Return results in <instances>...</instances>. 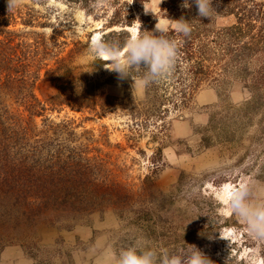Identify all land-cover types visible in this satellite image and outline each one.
Listing matches in <instances>:
<instances>
[{
	"label": "rangeland",
	"instance_id": "374dc122",
	"mask_svg": "<svg viewBox=\"0 0 264 264\" xmlns=\"http://www.w3.org/2000/svg\"><path fill=\"white\" fill-rule=\"evenodd\" d=\"M163 1L144 0L135 7L131 0L85 5L22 0L7 12L6 0H0V120L6 127L0 134V162L4 157L16 161L24 167L21 178L34 174L50 191L56 186L47 181L49 174L33 170L30 160L80 155L84 172L76 177L84 183L79 195L91 197L89 189L96 184L108 187L111 197L81 201L87 211L64 220L70 221L67 226L24 225L0 244V264H108L129 247L182 254L188 245L213 264H264V242L252 239L228 207L233 189L264 186V53L243 51L235 61L220 56L224 69L212 66L211 75L177 108L139 88L137 70L120 78L105 68L109 61L98 59L94 65L84 59L96 35L124 45L145 9L144 25H149L144 31L154 32L156 23L174 27V6L164 7ZM178 1L181 6L183 0ZM233 1L251 9L250 31L263 36L264 0ZM116 8L132 14L129 24L106 26ZM213 20L215 27L233 22L234 16L217 13ZM58 58L66 77L55 79L48 70ZM4 72L11 74L6 81ZM70 81L75 91L68 95ZM157 90L167 91L163 86ZM54 93L59 95L52 102ZM66 96L92 103L76 107L61 99ZM119 97L126 101L120 103ZM158 145L161 152L152 157Z\"/></svg>",
	"mask_w": 264,
	"mask_h": 264
},
{
	"label": "trees",
	"instance_id": "16d2710c",
	"mask_svg": "<svg viewBox=\"0 0 264 264\" xmlns=\"http://www.w3.org/2000/svg\"><path fill=\"white\" fill-rule=\"evenodd\" d=\"M81 5H85L89 0H76ZM132 4L136 7L144 0H131ZM217 0L215 10L212 11L208 18L199 17L195 4L188 9L178 6V0H164L165 6H174L170 16L174 20L183 17L188 20L191 25L190 33L185 36L177 33L174 27H168L165 33L166 38L177 43L178 55L176 57L172 71L165 77L156 82L151 83L145 89L152 90L153 94L159 98H165L166 101L171 103L173 108L183 105L190 94L199 86V84L211 75L212 66L221 70L223 66H219L218 58L226 54L228 61L231 59L236 60L244 52L245 55L254 53L256 50L264 53V35L260 36L258 30L251 32L252 28V11L250 8L244 9L239 3L233 0ZM191 3V2H190ZM120 10L113 9L107 18L106 26L118 23L119 25L129 24L132 14H121ZM130 12V11H129ZM215 14H233L234 21L229 24L220 26H212L214 23L213 17ZM217 12V13H216ZM131 13V12H130ZM140 14V13H139ZM142 19L141 29L139 26L136 32L144 31L149 23L147 21L148 13L139 15ZM143 23V26H142ZM260 28V27H259ZM110 34L115 30H109ZM116 34H120L121 30H117ZM263 34V33H262ZM247 36V40L243 36ZM258 39H261L258 42ZM59 59V58H58ZM60 61V59L58 60ZM61 61L55 67L50 68L48 71L55 72V79L59 76L66 77L65 68L59 66ZM63 64V62H62ZM244 68L239 65V69ZM2 80L10 78L8 72H4ZM59 75V76H58ZM143 75V72H140ZM212 77V76H211ZM6 81V80H4ZM69 80H67L68 82ZM163 86L167 91L159 92L158 87ZM65 86L61 87L62 90ZM68 95H71L75 89L73 84L69 83L66 86ZM63 93H65L63 91ZM62 93V94H63ZM167 93V94H166ZM163 94L162 97L160 95ZM58 93L50 96V101L54 102V98L58 97ZM70 101L68 96L61 98L66 103L74 102L76 107L87 106L92 103L89 100ZM105 100L108 99L104 95ZM120 103L126 101L124 97L117 98ZM163 100V99H162ZM1 101V100H0ZM37 102L36 100H33ZM109 106H113L109 103ZM124 108L123 104L119 105ZM0 108H3V102H0ZM130 108V107H129ZM165 108V107H164ZM154 110V109H153ZM166 110V108H165ZM145 116V115H144ZM6 127L3 120H0V134L5 135ZM4 146V145H3ZM0 147V149L3 148ZM161 145L156 147L152 157H157L161 152ZM4 155V154H3ZM5 160L0 162V244L7 241L8 237L18 235L24 225L29 227L35 226L37 223L45 222L49 225L58 223L60 226H67L70 222L62 223L64 220L75 219L87 209L81 201H87L94 196H98L97 202L103 199H111L109 195V188L101 187L94 184L89 189L91 197H84L79 195V185L84 183L83 178L76 177V174H83L84 169L80 168V155L72 160H30V166L40 168L42 173H48L50 184L56 186V189L46 191L47 182L39 180L37 176L27 175L23 178L20 177V169L23 166L16 164V161ZM38 162L39 165L36 163ZM16 170V174L13 171ZM60 171H63L59 174ZM33 193V195H31ZM39 194L38 200L36 198ZM34 196V197H32ZM119 194H116L117 198ZM31 197V198H30ZM105 197V198H104ZM84 203V202H83ZM92 203H88L90 206Z\"/></svg>",
	"mask_w": 264,
	"mask_h": 264
},
{
	"label": "clouds",
	"instance_id": "9594fccd",
	"mask_svg": "<svg viewBox=\"0 0 264 264\" xmlns=\"http://www.w3.org/2000/svg\"><path fill=\"white\" fill-rule=\"evenodd\" d=\"M21 2L22 0H6L7 12L15 10ZM161 2L162 0L159 4ZM192 4H195L199 17L208 18L215 10L213 0H191V3L183 0L181 6L188 9ZM148 11L145 9L146 13ZM136 21L141 29L139 20ZM171 21L177 33L185 36L190 33L191 25L188 20L181 17ZM167 31L166 24L156 23L154 32H133L124 45L119 41H108L102 36H96L91 40L84 59L95 65V61L103 57L104 61L110 62V67H104L115 71L120 78L132 77L133 69L143 72L135 83L141 89L146 88L165 77L174 67L178 55L177 43L166 38ZM228 207L242 222L252 239L264 242V186L242 184L233 189L228 195ZM188 246L182 254L167 249L156 250L149 246L142 249L129 247L122 249L118 255H113L108 264H213L195 245Z\"/></svg>",
	"mask_w": 264,
	"mask_h": 264
},
{
	"label": "bare ground",
	"instance_id": "6f19581e",
	"mask_svg": "<svg viewBox=\"0 0 264 264\" xmlns=\"http://www.w3.org/2000/svg\"><path fill=\"white\" fill-rule=\"evenodd\" d=\"M97 36V35H96ZM96 36H94V37H96ZM100 59H103L104 60V58L103 57H101Z\"/></svg>",
	"mask_w": 264,
	"mask_h": 264
}]
</instances>
